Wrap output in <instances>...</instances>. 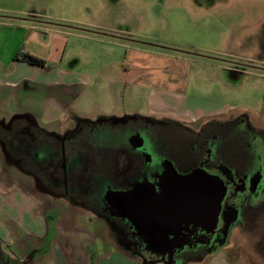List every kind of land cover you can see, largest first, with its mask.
<instances>
[{
  "label": "rangeland",
  "instance_id": "obj_1",
  "mask_svg": "<svg viewBox=\"0 0 264 264\" xmlns=\"http://www.w3.org/2000/svg\"><path fill=\"white\" fill-rule=\"evenodd\" d=\"M263 23L264 0H0V80L21 62L13 59L17 53L44 58V73L62 72L65 83L41 85L40 90L37 80L31 78L32 82L26 81L18 92L25 99H41L37 110L42 116L32 119L59 138L68 137L84 123L90 127L136 118L159 125L176 122L179 117L172 110L157 108L156 97L171 94L184 103L193 102L185 105L194 111L221 113L185 124L194 133L200 123L209 119L235 123L231 135L236 136L237 147L241 145L237 141L242 135L241 121L255 130L264 129ZM26 74L30 76L32 72ZM7 92L10 89L3 91ZM55 102L62 103V109ZM142 126L138 122L131 133L144 132ZM218 141L216 146L220 147L223 140ZM109 143L97 139L88 143L90 148H85L83 158L97 161L108 149L104 156L106 168L111 165L112 171L117 168L116 174L132 177V173L124 176L125 157L116 162L117 155L109 151ZM7 144V149L14 151ZM70 145L73 144H67L68 150L72 151ZM60 158L59 155L55 162L48 159L41 167L37 165L44 184L52 182L47 179L50 175L61 179L67 176ZM83 158L82 163L76 158L71 160L67 171L89 168ZM6 166L17 168L13 163ZM23 166L35 170V165ZM96 177L86 185L92 190L84 191L86 202L96 195ZM29 178L34 184L30 187L40 189ZM43 193L49 196L45 202H57L61 211L66 210L62 219L77 216L76 208L67 207L73 200ZM109 232L106 227L102 233L110 237ZM250 236L244 243L242 264H264L251 249L260 233Z\"/></svg>",
  "mask_w": 264,
  "mask_h": 264
},
{
  "label": "flooded vegetation",
  "instance_id": "obj_2",
  "mask_svg": "<svg viewBox=\"0 0 264 264\" xmlns=\"http://www.w3.org/2000/svg\"><path fill=\"white\" fill-rule=\"evenodd\" d=\"M260 31L264 37V23ZM201 119L178 118L166 125L141 118L90 127L84 123L68 137L59 138L31 117H14L8 125L0 122V145L9 161L40 189L56 199L73 200L67 207L77 209V219L87 217L85 221L99 225L102 236L116 240L143 264H210L220 252L228 263L242 264L244 243L255 232L260 236L252 242V254L264 261V129L255 130L241 121L242 135L237 140L241 145L235 147L236 136L231 135L235 123L209 119L200 123L197 133L188 129L187 125ZM138 122L146 135L131 133ZM106 134L112 139H105ZM218 138L223 140L220 147L216 146ZM96 139L110 142L109 151L116 153V162L125 157L124 176L132 173V177L116 174L117 168L112 171L111 165L106 168L108 149L97 161L83 158L88 143ZM8 142L14 151L7 149ZM71 153L75 156L70 157ZM59 155L67 176L50 175L47 179L52 182L44 184L37 165L41 167L48 159L55 162ZM75 158L81 163L83 158L84 164L93 167L68 172V164ZM96 163L99 166H94ZM27 164L35 165V170H27L23 166ZM96 175V195L86 202L84 191H92L86 185ZM106 227L110 237L102 233Z\"/></svg>",
  "mask_w": 264,
  "mask_h": 264
},
{
  "label": "crops",
  "instance_id": "obj_3",
  "mask_svg": "<svg viewBox=\"0 0 264 264\" xmlns=\"http://www.w3.org/2000/svg\"><path fill=\"white\" fill-rule=\"evenodd\" d=\"M45 65L21 61L0 80L1 123L8 125L14 117L33 118L40 115L37 106L41 99L34 96L25 99L18 93L26 81L32 82L31 78L37 80L35 84L40 90L41 85H60L67 81L65 77L62 79L64 74L57 69V75L54 71L44 73ZM27 72L32 74L29 76ZM5 89H10V92L3 93ZM175 96L156 97L157 108H166L164 110L168 112L172 110L180 119L221 114L214 110L208 113L194 111V108L185 105L193 102L186 100L184 103ZM164 103L169 106L163 107ZM54 105L62 109V103L55 102ZM11 163L0 145V264H143L116 240L102 236L99 225L77 217L62 219L66 210L61 211L57 202H45L48 194L30 187L34 184L29 176L16 167L6 166ZM210 264L234 262L228 263L220 252Z\"/></svg>",
  "mask_w": 264,
  "mask_h": 264
},
{
  "label": "trees",
  "instance_id": "obj_4",
  "mask_svg": "<svg viewBox=\"0 0 264 264\" xmlns=\"http://www.w3.org/2000/svg\"><path fill=\"white\" fill-rule=\"evenodd\" d=\"M19 56H20L19 53H17L15 55V59L16 60H20L21 59L23 61H28L30 63H34V64H38V65H43V66L46 64V60L43 59V58H41V57H38V56L28 55V57H23V58H20Z\"/></svg>",
  "mask_w": 264,
  "mask_h": 264
},
{
  "label": "water",
  "instance_id": "obj_5",
  "mask_svg": "<svg viewBox=\"0 0 264 264\" xmlns=\"http://www.w3.org/2000/svg\"><path fill=\"white\" fill-rule=\"evenodd\" d=\"M142 186H139L138 188H141Z\"/></svg>",
  "mask_w": 264,
  "mask_h": 264
}]
</instances>
